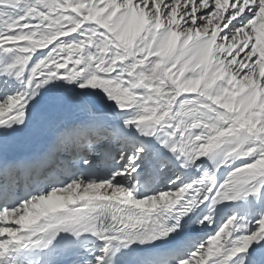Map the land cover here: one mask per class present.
<instances>
[{
	"label": "snow or ice",
	"instance_id": "snow-or-ice-1",
	"mask_svg": "<svg viewBox=\"0 0 264 264\" xmlns=\"http://www.w3.org/2000/svg\"><path fill=\"white\" fill-rule=\"evenodd\" d=\"M0 264H264V0H0Z\"/></svg>",
	"mask_w": 264,
	"mask_h": 264
}]
</instances>
